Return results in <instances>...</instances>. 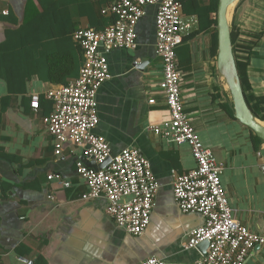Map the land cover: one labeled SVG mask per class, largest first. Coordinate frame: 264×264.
<instances>
[{
	"label": "crops",
	"instance_id": "1",
	"mask_svg": "<svg viewBox=\"0 0 264 264\" xmlns=\"http://www.w3.org/2000/svg\"><path fill=\"white\" fill-rule=\"evenodd\" d=\"M113 1L0 0V43L8 30L21 27L27 13L46 12L51 6L52 15L37 16L34 33L28 31L27 36L63 37L54 44L61 55L81 58L70 83L84 57L75 39L71 43L64 34L82 27L105 29L115 16L103 10ZM180 1L190 25L177 47L186 112L204 144L225 166L222 183L239 220L264 235V142L254 148L250 129L224 107H232V99L218 71V53L211 51L218 24L215 12H209L212 0ZM156 12V5L146 7L137 25L136 48L107 54L112 76L97 93L100 122L95 130L115 153L135 146L150 160L159 189L147 229L132 235L107 213L105 198L81 200L87 190L77 173L83 148L67 144L57 155L43 121L52 111L46 91L66 84L35 74L25 84L27 91L10 93L0 76V99L6 103L0 118V264H25L21 257L32 258L33 264H138L150 256L191 263L204 255L198 245L183 249L191 231L204 223L203 216L181 211L173 194L172 170L189 172L197 162L188 144H176L152 130L170 118L159 87L164 73L155 52ZM234 14L236 50L240 59H248V93L256 98L254 104L264 98V0H238ZM48 66L44 61L38 67ZM34 96L45 97L38 110L31 107ZM56 173L70 185L63 186ZM244 264H264V245L253 248Z\"/></svg>",
	"mask_w": 264,
	"mask_h": 264
},
{
	"label": "built area",
	"instance_id": "2",
	"mask_svg": "<svg viewBox=\"0 0 264 264\" xmlns=\"http://www.w3.org/2000/svg\"><path fill=\"white\" fill-rule=\"evenodd\" d=\"M148 5L157 6L155 52L162 59L164 73L159 87L170 112V118L152 130L176 144L190 146L197 166L181 174L172 170L174 200L181 211L198 213L204 218V223L191 231L184 249L193 248L203 240H208L210 245L205 255L191 263L151 256L138 264H244L255 246L264 245V236L239 220L222 183L225 166L204 144L186 112L177 47L190 25L184 20L180 0H114L103 10L115 16L105 29L75 30L73 38L83 50L84 62L79 76L72 82L46 91L52 111L44 116V124L54 138L57 155L63 153L67 144H72L82 147L84 157L98 164L110 158L108 166L100 170L87 166L82 158L78 162L77 173L87 185L81 200L105 198L106 211L119 228L135 236L143 234L151 221L159 189L151 162L135 146L115 153L95 130L100 122L97 93L112 76L107 54L114 49L137 47V25ZM31 107L39 109V96L33 97ZM55 178L65 187L70 185L61 174L56 173ZM20 260L34 263L32 258Z\"/></svg>",
	"mask_w": 264,
	"mask_h": 264
},
{
	"label": "trees",
	"instance_id": "3",
	"mask_svg": "<svg viewBox=\"0 0 264 264\" xmlns=\"http://www.w3.org/2000/svg\"><path fill=\"white\" fill-rule=\"evenodd\" d=\"M219 0H212L211 5L209 7V12H215V23L217 24V12H218ZM52 15V7H47L46 12H38L35 11V14L27 13L25 15V21L18 29H10L7 31L6 40L0 43V76L7 81L8 89L10 93H24L27 91V86L25 85L27 80L30 79L33 75L37 74L43 79H47L53 83H62L68 84L69 78L79 69L81 58L78 55L77 58L75 56H63L60 53V46H55V43L62 41V38H33L31 39L29 33L27 36V32L30 31L34 33L32 25L36 23L37 16H48ZM235 18V14H234ZM233 18L231 24V35L233 42L234 54L237 62V67L239 71V75L242 81L243 90L245 94V98L247 103L255 116L260 120L264 121V106H261L262 101L264 100L260 98V101L253 104V101L256 98L253 95L248 93V59L243 60L240 59L237 50V40H238V29L236 28L235 19ZM73 30L66 31L64 37L73 43ZM75 43V42H74ZM53 44V45H50ZM78 49L83 50L79 44H77ZM76 50V49H74ZM211 51L213 55H217L218 53V30L213 33L212 38V46ZM84 57V54H83ZM84 60V58H83ZM48 62V69L39 68L38 66L42 62ZM68 62V65L64 67V63ZM44 71L46 75L44 76ZM78 72V76H79ZM77 76V77H78ZM44 96H41L39 101L40 104L45 101ZM49 101V100H48ZM47 101V102H48ZM3 99H0V118L1 114L6 108V103ZM52 105V102L50 101ZM227 111L234 117V111L232 107L229 105L224 106ZM250 129V128H249ZM253 134V143L254 148H258L261 143L264 141L257 136V134L250 129Z\"/></svg>",
	"mask_w": 264,
	"mask_h": 264
},
{
	"label": "water",
	"instance_id": "4",
	"mask_svg": "<svg viewBox=\"0 0 264 264\" xmlns=\"http://www.w3.org/2000/svg\"><path fill=\"white\" fill-rule=\"evenodd\" d=\"M237 1L238 0H219L217 12V67L219 73L223 76L229 88L232 99V108L234 109L235 117L241 123L253 130L257 134V136L264 140V123L255 116V114L247 103L233 49L231 23L234 15L235 6L231 20L228 17V12L231 5H236ZM82 161H84L87 166L92 167L96 170H100L107 167L111 160L110 158H108L105 162L98 164L94 160H88L86 157H82ZM208 245L209 242L204 241L199 244L198 247L203 253H205Z\"/></svg>",
	"mask_w": 264,
	"mask_h": 264
},
{
	"label": "bare ground",
	"instance_id": "5",
	"mask_svg": "<svg viewBox=\"0 0 264 264\" xmlns=\"http://www.w3.org/2000/svg\"><path fill=\"white\" fill-rule=\"evenodd\" d=\"M234 6H235V4H233V5H231V7L229 8V12H228V17H229V19L231 20V18H232V13H233V10H234ZM235 116V115H234ZM236 118V117H235ZM237 119V118H236ZM259 119V118H258ZM261 121V120H260ZM264 123V122H263ZM246 126V125H245ZM248 127V126H247ZM249 128V127H248ZM263 140V139H262ZM264 141V140H263ZM214 153V152H213ZM195 169V168H194ZM193 170V169H192ZM191 171V170H190ZM185 173H187V172H185ZM50 196H52V195H50ZM53 197V196H52ZM50 198V197H49ZM52 199V198H51ZM53 199H54V197H53ZM229 199V198H228ZM187 213H194V212H187ZM151 216H152V213H151ZM248 227V226H247ZM249 228V227H248ZM251 230V229H250ZM252 231V230H251ZM254 232V231H253ZM257 234H259V233H257ZM190 235V234H189ZM259 235H261V234H259ZM261 236H264V235H261ZM188 239H189V237H188ZM188 241V240H187ZM186 241V242H187ZM204 241H208V240H203V241H201V242H199L197 245L199 246V244H201L202 242H204ZM185 242V243H186ZM209 242V241H208ZM197 245L195 246V247H193V248H196L197 247ZM209 245H210V242H209ZM209 245H208V247H207V250H206V252L205 253H203L204 255L207 253V251H208V248H209ZM257 246H261V245H257ZM256 247V246H255ZM254 247V248H255ZM193 248H190V249H193ZM183 249H184V245H183ZM190 249H184V250H190ZM200 249V248H199ZM250 254V253H249ZM249 256V255H248ZM151 257V256H150ZM248 258V257H247ZM143 261V260H142ZM140 263V262H139Z\"/></svg>",
	"mask_w": 264,
	"mask_h": 264
}]
</instances>
